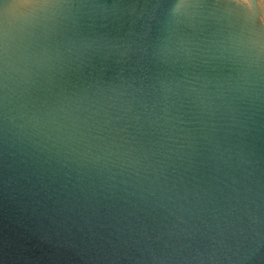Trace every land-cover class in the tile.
<instances>
[{
	"label": "water",
	"instance_id": "water-1",
	"mask_svg": "<svg viewBox=\"0 0 264 264\" xmlns=\"http://www.w3.org/2000/svg\"><path fill=\"white\" fill-rule=\"evenodd\" d=\"M0 264H264V0H0Z\"/></svg>",
	"mask_w": 264,
	"mask_h": 264
}]
</instances>
